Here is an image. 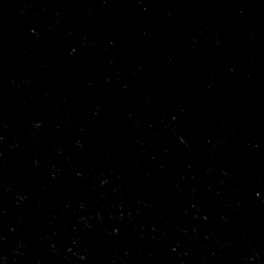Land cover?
I'll list each match as a JSON object with an SVG mask.
<instances>
[{"label": "water", "instance_id": "water-1", "mask_svg": "<svg viewBox=\"0 0 264 264\" xmlns=\"http://www.w3.org/2000/svg\"><path fill=\"white\" fill-rule=\"evenodd\" d=\"M0 264H264V0H0Z\"/></svg>", "mask_w": 264, "mask_h": 264}]
</instances>
